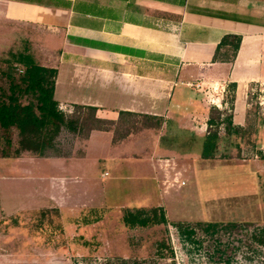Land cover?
<instances>
[{
  "label": "crops",
  "instance_id": "0c3cea01",
  "mask_svg": "<svg viewBox=\"0 0 264 264\" xmlns=\"http://www.w3.org/2000/svg\"><path fill=\"white\" fill-rule=\"evenodd\" d=\"M229 33L241 36L235 57L213 60ZM0 45L57 70L59 107L91 106L118 126L90 130L59 156L0 157V221L42 207L66 211L100 189L113 211L162 207L169 222H193L171 210L186 211L194 173L212 162L245 171L253 191L240 200L262 208L257 160L202 158L201 149L227 85H236L233 119L242 124L251 85L264 83V0H0ZM125 116L155 125L125 128ZM19 181L39 183L19 193Z\"/></svg>",
  "mask_w": 264,
  "mask_h": 264
},
{
  "label": "rangeland",
  "instance_id": "374dc122",
  "mask_svg": "<svg viewBox=\"0 0 264 264\" xmlns=\"http://www.w3.org/2000/svg\"><path fill=\"white\" fill-rule=\"evenodd\" d=\"M15 49L0 45V91L8 92L10 79H18L24 70V66L17 61L18 53ZM64 67L67 66L63 65L62 68ZM18 95L22 104L34 101L30 93ZM228 99L226 98V104L220 110L221 114L211 110L209 116L215 123L209 130H217L219 135L216 157L255 159L259 162L261 170L255 193L261 197L259 195L255 199L256 202L261 199L262 208L253 211L255 203L250 202V197L249 201L240 200L243 196L247 198V194L253 191L249 182L242 183V178L247 176L245 171H237L234 164L212 162L205 163L200 171L194 173L193 187L191 183L188 185L191 190L186 197V211L182 215L176 214L178 209L175 206L170 216L193 222L223 220L221 222L239 223L232 233L220 236L219 242L227 244L226 251L231 256L229 263L225 260L216 262L217 256L207 238H204L201 247L189 244L180 239L176 228L170 224L146 227L125 225L122 217L126 208L120 212L113 211L109 206L113 203L103 202V190L99 189L96 193L84 194L81 200L77 198L79 200L66 211L57 208L59 212L56 213V208L51 206L3 218L0 221V264H83L94 259L103 261L117 258L149 260L155 254L156 243L162 240H166L173 248L174 260H157L158 264H264V246L257 241L260 228L264 227V83L251 85L242 124L235 123L233 119L235 92L232 103ZM58 108L65 114L69 110L76 111L73 107ZM78 113L84 118L82 128L78 132H71L62 127L54 138L53 146L48 148L50 153H66L67 147L75 139H81L90 127L118 128L110 121L97 119L89 109L78 110ZM229 116L232 121L230 129L226 121ZM121 119L125 128L155 125L152 119L143 116H125ZM207 132L208 128L205 135ZM8 138L12 141L11 146L7 144ZM16 148V130L0 128V150L8 149L13 152ZM26 152L37 157L36 153ZM47 168L49 172L57 173L53 167L43 165L35 166L34 170L45 172ZM251 178L256 179L255 175ZM23 183L19 181L14 186L19 193L25 192L27 187H37L39 182ZM246 183L248 186H245ZM2 186L3 192H9L10 183L6 181ZM42 199L35 197L34 202L41 203ZM216 241L218 242L217 239Z\"/></svg>",
  "mask_w": 264,
  "mask_h": 264
},
{
  "label": "trees",
  "instance_id": "16d2710c",
  "mask_svg": "<svg viewBox=\"0 0 264 264\" xmlns=\"http://www.w3.org/2000/svg\"><path fill=\"white\" fill-rule=\"evenodd\" d=\"M240 42L241 36L238 34L229 33L225 35V38L214 52L213 60L232 61ZM17 61L24 66L22 75L18 79H10L8 92L5 90L0 91V128L3 130H16L18 135V148L13 152L8 149H1L0 157H17L24 151L36 153L41 157L59 156L62 153L56 154L48 151V148L53 146L52 144L56 134L62 127H65L71 132H78L82 128L81 126L84 125V118L80 115L81 113H78V110L89 109L95 113L96 109L91 106L74 105L73 108L77 112L71 111L67 114L63 113L59 110V103L54 98L57 70L37 65L29 55L23 53L18 54ZM227 91L226 98H229V103H232L235 83H230ZM21 93L32 94L34 101L22 104L19 101L18 95ZM211 110H216L218 114L222 113L220 111L222 109L213 106L208 116H210ZM217 117L219 118V115ZM226 121L227 127H232L230 116L226 118ZM213 124H215L214 119L208 118V132L204 137L201 149L202 158H214L217 153L218 131L209 130ZM92 129H98V127H90L84 136ZM7 144L8 146L12 145V141L9 138L7 139ZM55 212H59L57 208ZM122 221L129 227L170 224L176 228L182 241L195 246L201 247L204 238H207L210 240V247H212L214 254L217 256L216 262L225 260L228 263L231 260V256L227 254V244L219 242L221 241L220 236L225 234L229 235L239 226V223L234 221L169 222L162 207L125 209ZM260 231L257 241L264 246V227H261ZM169 258L174 260L173 248L167 244L166 240H162L156 243L155 254L149 260L117 258L97 261L94 259L83 264H158L156 262L157 260Z\"/></svg>",
  "mask_w": 264,
  "mask_h": 264
}]
</instances>
